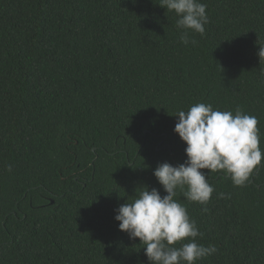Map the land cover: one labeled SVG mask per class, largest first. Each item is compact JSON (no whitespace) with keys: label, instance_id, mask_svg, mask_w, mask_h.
<instances>
[{"label":"trees","instance_id":"1","mask_svg":"<svg viewBox=\"0 0 264 264\" xmlns=\"http://www.w3.org/2000/svg\"><path fill=\"white\" fill-rule=\"evenodd\" d=\"M200 2L184 45L160 0H0V264H149L114 210L166 194L153 171L186 160L178 110L239 108L264 152V0ZM209 182L207 212L176 197L218 250L197 264H264V160L242 187Z\"/></svg>","mask_w":264,"mask_h":264},{"label":"clouds","instance_id":"2","mask_svg":"<svg viewBox=\"0 0 264 264\" xmlns=\"http://www.w3.org/2000/svg\"><path fill=\"white\" fill-rule=\"evenodd\" d=\"M159 6L175 13L179 40L184 45L196 43L189 32L205 34L209 17L207 5L200 0H160ZM256 55L259 62L264 60V46L259 45ZM173 116V131L186 145V160L175 166L163 162L154 169L153 176L166 194L162 196L156 188L142 186L134 200L114 210L118 230L126 232L129 239H139L149 264H197L216 254L215 245L198 242L203 233L176 199L177 192L187 201L204 206L202 211L207 212L206 205L214 191L210 174L226 175L234 187H242L264 160L258 120L239 108L233 114L214 109L211 104L195 103ZM11 170L12 165H8ZM218 198L230 196L221 192Z\"/></svg>","mask_w":264,"mask_h":264},{"label":"water","instance_id":"3","mask_svg":"<svg viewBox=\"0 0 264 264\" xmlns=\"http://www.w3.org/2000/svg\"><path fill=\"white\" fill-rule=\"evenodd\" d=\"M144 133H147V131H146V130H144Z\"/></svg>","mask_w":264,"mask_h":264}]
</instances>
